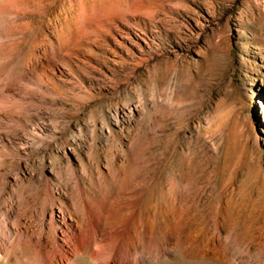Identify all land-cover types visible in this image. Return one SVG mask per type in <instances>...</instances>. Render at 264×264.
I'll use <instances>...</instances> for the list:
<instances>
[{
    "label": "rangeland",
    "instance_id": "1",
    "mask_svg": "<svg viewBox=\"0 0 264 264\" xmlns=\"http://www.w3.org/2000/svg\"><path fill=\"white\" fill-rule=\"evenodd\" d=\"M0 219L7 264H264V0H0Z\"/></svg>",
    "mask_w": 264,
    "mask_h": 264
},
{
    "label": "bare ground",
    "instance_id": "2",
    "mask_svg": "<svg viewBox=\"0 0 264 264\" xmlns=\"http://www.w3.org/2000/svg\"><path fill=\"white\" fill-rule=\"evenodd\" d=\"M0 220H2V219H0ZM4 220V219H3ZM2 220V221H3ZM4 222H0V264H7V261H8V259L6 260V258L7 257H5L4 255H3V253H4V251H3V249H4V247H3V236H4V231H3V225L5 224H3ZM5 230V229H4ZM5 246V245H4ZM68 247V246H67ZM62 248V247H61ZM69 248V247H68ZM5 250V249H4ZM70 250H72V249H70ZM62 252L65 254V255H67L68 256V254H67V252H66V249L63 247L62 248ZM70 252V251H69ZM73 252H75V251H73ZM77 252V251H76ZM5 254V253H4ZM62 254V253H61ZM75 254V253H74ZM51 255V254H50ZM57 255V254H56ZM72 255V254H71ZM70 255V256H71ZM75 255H77L78 256V252L75 254ZM59 256V255H58ZM63 256V255H62ZM61 256V257H62ZM54 258V263L55 264H62L63 263V261L65 260L64 258L61 260V259H59V260H55V256H53ZM57 257V256H56ZM60 257V256H59ZM66 257V256H65ZM67 258V257H66ZM68 258H70V257H68ZM77 258V257H76ZM18 259V258H17ZM72 259V260H71ZM71 259H66V262H64L63 264H73V262H74V259L75 258H71ZM14 260V259H13ZM17 261V260H16ZM31 261V260H30ZM52 261H50V262H52ZM14 262V261H13ZM18 262V261H17ZM33 262H35V261H33ZM10 263V262H9ZM20 263V262H19ZM19 263H13V264H19ZM25 264H33V263H25ZM39 264H42V263H39ZM43 264H45V262L43 263ZM46 264H48V263H46Z\"/></svg>",
    "mask_w": 264,
    "mask_h": 264
}]
</instances>
